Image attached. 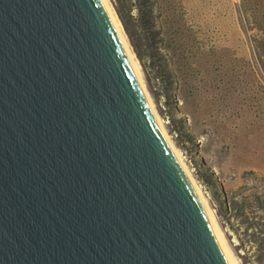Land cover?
Segmentation results:
<instances>
[{
	"label": "water",
	"instance_id": "95a60500",
	"mask_svg": "<svg viewBox=\"0 0 264 264\" xmlns=\"http://www.w3.org/2000/svg\"><path fill=\"white\" fill-rule=\"evenodd\" d=\"M0 264H233L103 0H0Z\"/></svg>",
	"mask_w": 264,
	"mask_h": 264
},
{
	"label": "rangeland",
	"instance_id": "374dc122",
	"mask_svg": "<svg viewBox=\"0 0 264 264\" xmlns=\"http://www.w3.org/2000/svg\"><path fill=\"white\" fill-rule=\"evenodd\" d=\"M108 2L233 256L264 264V0Z\"/></svg>",
	"mask_w": 264,
	"mask_h": 264
},
{
	"label": "bare ground",
	"instance_id": "6f19581e",
	"mask_svg": "<svg viewBox=\"0 0 264 264\" xmlns=\"http://www.w3.org/2000/svg\"><path fill=\"white\" fill-rule=\"evenodd\" d=\"M103 2H104L105 6L107 8L108 14H109L110 19L112 21V24H113V26L115 28V31H116V33H117V35H118L123 47H124L125 53L128 56L129 61H130L131 65H132V67H133V69L135 71V74H136V76H137V78L139 80V83H140V85H141V87L143 89V92H144V94L146 96L148 104H149V106H150V108H151V110H152V112H153V114H154V116H155V118H156V120H157V122H158V124H159V126L161 128V130H162V132L164 133V135H165L166 139L168 140L170 146L172 147L173 151L175 152V154L179 158V160H180L183 168L185 169L188 177L190 178L195 190L197 191L199 196L202 198V200H203V202H204V204H205V206H206V208H207V210H208V212H209V214H210V216L212 218V221H213L214 225L216 226V228H217V230H218V232H219V234H220V236L222 238L224 246H225L226 250L228 251L229 255L232 258L233 264H238L236 258L233 256V253L230 250V248H229V246H228V244L226 242V237L224 236V234L220 230V227H219V225H218V223H217V221L215 219L213 211L208 206L207 201L202 197L201 190H200L199 186L194 182V180H193V178H192V176L190 174V171L188 170L187 165H185L184 162L182 161V157L180 156L178 150H176L174 148V146L172 145V143H171V141H170V139H169V137H168V135H167V133L165 131V128H164V125H163L161 119L159 118L158 114L154 110L153 104L151 102L150 95L148 94V92H147V90L145 88L144 82L142 81V78H141V75H140L141 72H140L139 64H138L139 61H137V59L135 58L136 55H134V53L132 52V50L128 46V43H127V41H126V39L124 37V34H123L122 30H121V21H120L118 15H117V13L114 12V10H113L112 6L110 5V2H108V0H103Z\"/></svg>",
	"mask_w": 264,
	"mask_h": 264
}]
</instances>
